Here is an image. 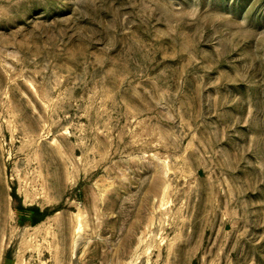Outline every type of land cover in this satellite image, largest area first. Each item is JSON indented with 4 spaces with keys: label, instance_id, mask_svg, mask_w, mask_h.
<instances>
[{
    "label": "rangeland",
    "instance_id": "rangeland-1",
    "mask_svg": "<svg viewBox=\"0 0 264 264\" xmlns=\"http://www.w3.org/2000/svg\"><path fill=\"white\" fill-rule=\"evenodd\" d=\"M0 264H264V0H0Z\"/></svg>",
    "mask_w": 264,
    "mask_h": 264
},
{
    "label": "trees",
    "instance_id": "trees-1",
    "mask_svg": "<svg viewBox=\"0 0 264 264\" xmlns=\"http://www.w3.org/2000/svg\"><path fill=\"white\" fill-rule=\"evenodd\" d=\"M14 197H16L15 193L13 194ZM47 214V213H46ZM46 216V215H45Z\"/></svg>",
    "mask_w": 264,
    "mask_h": 264
}]
</instances>
